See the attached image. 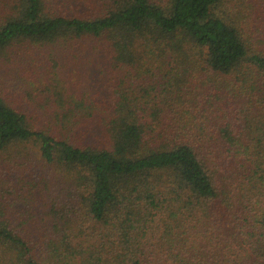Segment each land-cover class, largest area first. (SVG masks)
<instances>
[{
	"label": "trees",
	"instance_id": "1",
	"mask_svg": "<svg viewBox=\"0 0 264 264\" xmlns=\"http://www.w3.org/2000/svg\"><path fill=\"white\" fill-rule=\"evenodd\" d=\"M0 264H264V0H0Z\"/></svg>",
	"mask_w": 264,
	"mask_h": 264
}]
</instances>
